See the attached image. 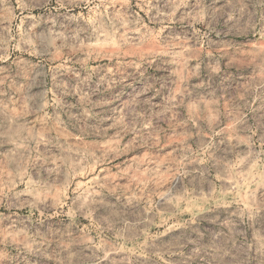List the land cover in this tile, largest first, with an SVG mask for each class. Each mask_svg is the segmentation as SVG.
<instances>
[{"label": "rangeland", "instance_id": "1", "mask_svg": "<svg viewBox=\"0 0 264 264\" xmlns=\"http://www.w3.org/2000/svg\"><path fill=\"white\" fill-rule=\"evenodd\" d=\"M0 264H264V0H0Z\"/></svg>", "mask_w": 264, "mask_h": 264}]
</instances>
